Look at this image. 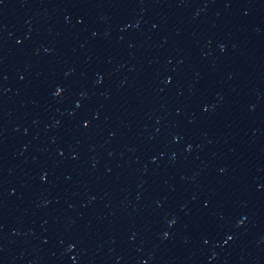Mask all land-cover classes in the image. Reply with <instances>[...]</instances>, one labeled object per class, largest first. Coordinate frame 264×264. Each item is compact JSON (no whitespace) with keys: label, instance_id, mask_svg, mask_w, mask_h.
Masks as SVG:
<instances>
[{"label":"water","instance_id":"water-1","mask_svg":"<svg viewBox=\"0 0 264 264\" xmlns=\"http://www.w3.org/2000/svg\"><path fill=\"white\" fill-rule=\"evenodd\" d=\"M0 264H264V0H0Z\"/></svg>","mask_w":264,"mask_h":264}]
</instances>
